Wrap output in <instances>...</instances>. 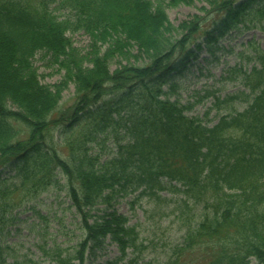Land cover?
Returning <instances> with one entry per match:
<instances>
[{
	"label": "trees",
	"instance_id": "obj_1",
	"mask_svg": "<svg viewBox=\"0 0 264 264\" xmlns=\"http://www.w3.org/2000/svg\"><path fill=\"white\" fill-rule=\"evenodd\" d=\"M196 1L207 3L200 10L211 23L198 14L171 22L167 7ZM255 1L0 0V264H41L12 256L4 237L19 209L57 185L82 234L72 251L41 245L54 264H86L108 238L120 256L99 264H157L146 259L152 243L115 204L133 193L173 200L164 192L177 195L181 216L204 210L197 223L192 212L184 218L183 242L166 264H264V48L251 41L237 54L221 81L240 88L224 97L206 89L183 104L168 81L203 45L213 51L229 31L263 24L264 0ZM80 31L90 37L86 52L69 36ZM40 52L60 81H41ZM71 85L74 103L64 107ZM208 97L204 117L188 115ZM213 109L214 123L205 119ZM110 136L115 150L94 153L99 137ZM6 168L14 173L3 176Z\"/></svg>",
	"mask_w": 264,
	"mask_h": 264
},
{
	"label": "rangeland",
	"instance_id": "obj_2",
	"mask_svg": "<svg viewBox=\"0 0 264 264\" xmlns=\"http://www.w3.org/2000/svg\"><path fill=\"white\" fill-rule=\"evenodd\" d=\"M168 2L170 0H162ZM260 0H256L257 4ZM207 7V3L196 1L192 5H179L177 7H167L169 19L174 25H178L181 21L189 20L195 15L203 17L204 24L212 21L211 14L207 15L200 9ZM57 15L65 17L69 14L66 10H58ZM216 35V34H215ZM75 46L82 52L89 49L90 37L83 31L75 34H69ZM264 47V23L250 28H241L229 31L214 44L213 51L203 45L202 50H198L195 59L184 60L177 69L170 74L168 81L175 83L177 96L181 103L186 104L187 101H199L200 97L205 94L206 89L216 91V95L224 97L226 94L237 91L239 88L236 84L221 81L222 75L229 66L239 63L240 58L237 54L245 50L246 45L250 42ZM51 57L40 52L35 59V66L41 74V81L47 84H54L61 80L63 73H58L51 63ZM115 61L111 64V69L117 66ZM75 88L73 85L63 93L61 104L64 107H70L74 103ZM172 95V99L177 98ZM214 104L212 97L204 99L202 102L195 104L188 115H199L204 117V113L208 107ZM245 104L238 105L241 111ZM220 113H226L224 106ZM216 109L211 110L209 117L205 118L217 121ZM59 130L55 131V137H58ZM100 142V143H98ZM93 152L99 153L103 157H107L115 150V143L112 137L105 139L99 137V140L93 145ZM10 168L4 169L7 173ZM10 173H14L13 170ZM61 183H63L61 181ZM138 193L129 194L120 198L116 204V210L129 218V224L136 225L139 231V237L145 243L151 242V248L146 254V259H154L157 264H166L167 259L172 255L173 249L183 242L185 227L183 220L190 214L192 221L197 223L202 219L204 210L201 206L196 207L191 212H184L181 216L180 210L177 209L175 200L177 195L164 192L161 195L167 197L168 201H159L155 197L143 196L138 197ZM20 214L13 225L8 227L10 231L6 234L4 241L10 245L13 244L16 252L12 256H18L20 259L27 255L41 264H54L50 256L43 254L41 245L50 248L51 245L60 244L72 251L78 240L81 238L82 231L78 229L75 209L71 206V201L67 197L66 191L60 185L51 186L44 191L37 199L30 201L24 207L19 209ZM46 215L48 218L44 221L38 217L37 212ZM7 231H4V234ZM194 254L200 255L198 252ZM120 255L119 248L116 243L106 240L105 248L95 257H88L86 264H99L112 260ZM9 258V262H12ZM198 261V260H197ZM250 264H257L252 260Z\"/></svg>",
	"mask_w": 264,
	"mask_h": 264
}]
</instances>
